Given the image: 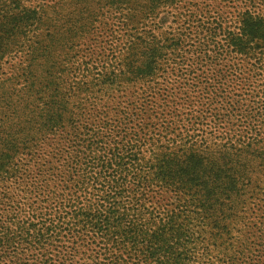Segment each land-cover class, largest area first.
Returning a JSON list of instances; mask_svg holds the SVG:
<instances>
[{
    "label": "trees",
    "instance_id": "16d2710c",
    "mask_svg": "<svg viewBox=\"0 0 264 264\" xmlns=\"http://www.w3.org/2000/svg\"><path fill=\"white\" fill-rule=\"evenodd\" d=\"M36 1L0 0V264H264V101L217 63L264 80V16L220 51L157 21L206 0Z\"/></svg>",
    "mask_w": 264,
    "mask_h": 264
},
{
    "label": "rangeland",
    "instance_id": "374dc122",
    "mask_svg": "<svg viewBox=\"0 0 264 264\" xmlns=\"http://www.w3.org/2000/svg\"><path fill=\"white\" fill-rule=\"evenodd\" d=\"M52 1L55 0H37L36 3H50ZM204 2L207 4V8L202 10L189 5L184 10L181 9V11L177 9L165 10L160 13L157 19L158 24L164 30L169 28V32H173L175 35H179L183 31L189 37L186 40L188 45L195 44L197 45L196 48L204 46V48L219 49L222 51L227 41L224 38L227 39L230 33L233 35L238 32L240 18L244 11L249 9L256 15L264 16V2L262 0H206ZM222 56V59L217 62L219 63L218 67L222 71V74L225 75V79L222 81V89L227 91L229 96L240 94L241 97L247 98L248 101H250L251 96L254 97L257 95L256 100H259L261 104L264 101V96L261 97L264 91V85L261 86L260 83H264V80H256L253 78V85L248 81L247 85L244 86L242 78L246 76L244 72L248 73L249 63L243 62L240 59L235 60L233 55L229 56L226 53H223ZM18 60L14 55L5 59L1 69L0 78L2 80L9 77L13 65ZM238 68L240 70L236 74ZM261 74L262 76L260 78H263L264 69L261 70ZM243 103V101L240 102L238 106H242ZM261 110L264 112V109ZM200 127L203 128L204 136L208 139H215L217 136L214 133L209 134V131L206 130L210 129L207 123H203ZM240 128L242 130L244 129L241 135H245L248 127L243 124ZM259 133H261L260 137H264L263 128L259 129ZM262 187H264V184ZM196 237L197 235H195V238L190 236L186 240V251L182 252L181 255V257L184 255L189 257L188 264H223L222 260L224 256H219L218 253H224V247L229 246V244L237 245L232 239L226 241L222 248L215 251L212 243L207 240L205 241V239L197 241ZM257 254L255 252V255Z\"/></svg>",
    "mask_w": 264,
    "mask_h": 264
}]
</instances>
